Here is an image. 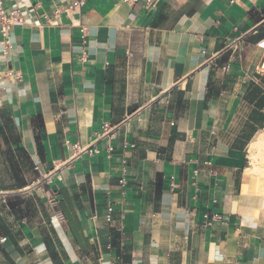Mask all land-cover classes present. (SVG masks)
Here are the masks:
<instances>
[{
  "label": "crops",
  "instance_id": "1",
  "mask_svg": "<svg viewBox=\"0 0 264 264\" xmlns=\"http://www.w3.org/2000/svg\"><path fill=\"white\" fill-rule=\"evenodd\" d=\"M67 1L18 0L25 23L10 56L0 45V70L21 72L0 78V109L39 172L0 187V264H264L248 171L264 0H81L56 16Z\"/></svg>",
  "mask_w": 264,
  "mask_h": 264
},
{
  "label": "rangeland",
  "instance_id": "2",
  "mask_svg": "<svg viewBox=\"0 0 264 264\" xmlns=\"http://www.w3.org/2000/svg\"><path fill=\"white\" fill-rule=\"evenodd\" d=\"M5 122L4 112L0 109V187L10 186L16 171L22 179L25 175L35 177L39 174L31 159L21 150H18L14 141L15 132L13 128L9 129L7 125L5 126ZM259 140L260 142L256 145L257 147L249 145L248 157L250 169L248 171L256 189L264 191V128L258 132L252 142H258ZM24 206H28V204L25 203ZM29 207L31 208V206Z\"/></svg>",
  "mask_w": 264,
  "mask_h": 264
},
{
  "label": "built area",
  "instance_id": "3",
  "mask_svg": "<svg viewBox=\"0 0 264 264\" xmlns=\"http://www.w3.org/2000/svg\"><path fill=\"white\" fill-rule=\"evenodd\" d=\"M125 1H133L136 2L138 0H125ZM149 2L151 0H148ZM82 1L81 0H68L66 5L63 7H58L55 11L56 16H59L61 12L64 10L67 14H70L72 11L76 10L77 8L81 7ZM25 8L18 3V0H0V45L2 48V54L6 57L10 56L13 50V41H12V33L17 24L25 23ZM49 23L52 25H58L59 22L56 20H53V18L49 19ZM260 47L264 48V40L261 41ZM0 78H8L11 80H19L21 79V72L19 70H15L13 68H7L5 70H0ZM102 134L104 136L111 135L112 136V127L109 125V123L105 122L103 124V132ZM131 146H134V144H130ZM109 150H113L112 146L108 147ZM37 168V166H36ZM126 171V168H124V172ZM120 182L122 184L126 183V180L124 177L121 178ZM112 206L108 207V213L106 216V219L108 222L112 221ZM214 218L211 217L209 214L206 215L207 221L209 219ZM6 240V237H1L0 242H3ZM109 248L112 246L109 245ZM118 259H121V255L117 257Z\"/></svg>",
  "mask_w": 264,
  "mask_h": 264
},
{
  "label": "trees",
  "instance_id": "4",
  "mask_svg": "<svg viewBox=\"0 0 264 264\" xmlns=\"http://www.w3.org/2000/svg\"><path fill=\"white\" fill-rule=\"evenodd\" d=\"M156 23V22H155ZM157 24V23H156ZM4 119H5V126L7 125V127L9 129H12L13 128V124L9 122V118L7 116H4ZM35 127L37 129H39L41 132H38L37 135H36V139L38 142H41V139H42V136L43 134L42 131H43V127H44V123H43V120L41 117H38L36 120H35ZM6 128V127H4ZM5 135H8V134H5ZM14 141H15V144L17 145V148L18 150H24L20 145H19V142H20V137L19 136H16L15 135V138H14ZM16 170V169H15ZM15 176L17 177L18 179V184L20 185L19 187H23L24 185H26V182L25 180H22L19 176V173L16 171L15 172ZM24 203H27L29 206L33 207L34 206V202H33V199L32 197H27V198H24L23 196L21 195H15V196H12L10 199H9V205L12 207V208H17L19 211H24ZM117 244V241L114 240V245Z\"/></svg>",
  "mask_w": 264,
  "mask_h": 264
},
{
  "label": "bare ground",
  "instance_id": "5",
  "mask_svg": "<svg viewBox=\"0 0 264 264\" xmlns=\"http://www.w3.org/2000/svg\"><path fill=\"white\" fill-rule=\"evenodd\" d=\"M259 142H260V140H259L258 142H252L250 146H251V147H255ZM256 147H257V146H256ZM249 175H250V174H249Z\"/></svg>",
  "mask_w": 264,
  "mask_h": 264
}]
</instances>
